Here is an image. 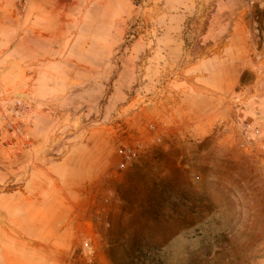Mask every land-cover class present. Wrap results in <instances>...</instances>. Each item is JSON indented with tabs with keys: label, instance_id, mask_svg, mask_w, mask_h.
I'll return each instance as SVG.
<instances>
[{
	"label": "rangeland",
	"instance_id": "1",
	"mask_svg": "<svg viewBox=\"0 0 264 264\" xmlns=\"http://www.w3.org/2000/svg\"><path fill=\"white\" fill-rule=\"evenodd\" d=\"M48 3L36 12L31 0L25 8L20 0H0V60L16 69L28 57L95 59L107 51L115 71L108 80L39 81L38 92L23 90L14 74L5 81L6 94L30 100L40 121L35 130L34 117L29 146L6 140L11 176L1 180L0 195L41 204L28 208L26 223L19 208L12 209L10 236L0 232V264L6 258L8 264H88L85 238L95 248L94 264H156L143 253L161 264H252L264 251L258 122L244 119L241 124L247 121L260 133L246 135L240 124L247 137L240 139L224 119L204 138L164 119L131 126L132 113L149 101L136 99L141 86L149 96L150 89L176 78L167 89L183 91V48L176 44L183 40V15L175 9L155 14L145 9L146 0ZM254 7L251 15L236 18L250 28L237 38L239 90L264 87L255 82L263 68L264 0ZM51 16L59 19V54L36 48L35 33L25 31V25ZM169 41L170 47H158ZM165 53L178 57L173 76H159L156 68L150 77H128L133 67L149 64L148 56ZM116 68L124 70L123 79ZM236 98L245 103L242 94ZM136 144V156L120 169V149Z\"/></svg>",
	"mask_w": 264,
	"mask_h": 264
},
{
	"label": "crops",
	"instance_id": "2",
	"mask_svg": "<svg viewBox=\"0 0 264 264\" xmlns=\"http://www.w3.org/2000/svg\"><path fill=\"white\" fill-rule=\"evenodd\" d=\"M49 1L57 0H31V3L35 7L34 10L40 12L45 6L51 5ZM255 1L257 0H146L145 9L160 10L165 14H168V10L172 13L175 9L183 15V40L176 42L180 48H183V91L167 89L168 84L176 78H169L171 80L168 83L165 82L160 87L150 89L149 96H146L148 93L142 90L143 86H141L136 99L140 103L148 97L149 101L132 113L131 126L140 129L151 125L157 119H164L180 124L185 129H192L193 134L196 133L204 138L213 132V126L219 119L226 120L231 130H239L241 122L246 119L256 124L258 122L261 135L257 140L261 150L264 151V83H262L264 48L260 51L263 68L258 69L260 75L258 72L255 79V82L260 80L258 86L263 87L259 91H250L248 87L237 89L241 84V70L236 67L235 60L237 38H241L244 32L250 31V28L245 29L243 25L237 24L236 18L251 15L255 8ZM156 11L155 14L158 13ZM58 20L56 16H51V19L40 18L36 24L25 25V31L35 33L36 48H50L53 54H59L60 41L57 37L61 29L57 23ZM244 37L247 38V35ZM240 41L242 44L245 43ZM160 44L164 45L158 47H170L172 42H160ZM104 48H107L106 43ZM103 53V56L95 59L61 57L53 54V56L28 57L18 62L16 69L12 62L5 58L1 59L0 100L8 95L6 92L9 86L5 81L10 80L13 74L23 82L22 89L26 91L33 89L37 91L39 81L108 80L112 78L115 68L109 65L107 51ZM148 58V65L133 67L128 77L132 79L150 77L152 73L155 74L156 68L160 73L159 76L174 75L172 63L178 62V57L171 59V56L165 53L159 57L148 56ZM156 64H160L161 67H156ZM116 73L117 79L125 77L122 69L119 71V68H116ZM239 94L245 97V103L237 101L236 97ZM34 117L36 130L40 121L37 111L34 112ZM242 135L239 130L238 139L246 137ZM251 137L254 136L251 134ZM221 138L223 137L218 139ZM24 171H27V163L24 165ZM10 174L11 150L6 144V135L0 134V182L1 180L6 181V175L10 177ZM20 192L22 196H26L24 191ZM38 204L41 202L27 200L26 197L15 201L0 195V232L10 236L13 208H19L20 214L25 218L24 223H26L28 208L34 205L36 207ZM4 255L6 256L5 252ZM4 261H7V264L10 262L8 258ZM252 264H264V251Z\"/></svg>",
	"mask_w": 264,
	"mask_h": 264
},
{
	"label": "built area",
	"instance_id": "3",
	"mask_svg": "<svg viewBox=\"0 0 264 264\" xmlns=\"http://www.w3.org/2000/svg\"><path fill=\"white\" fill-rule=\"evenodd\" d=\"M135 4H142L144 0H132ZM29 0H20V5L25 8ZM258 33L259 29L256 30ZM34 104L21 96H4L0 100V134L6 135V140L9 143L22 142L23 145H30V129L34 123ZM243 132L246 135L250 133L258 134L260 129L251 131L250 124L244 121L242 124ZM140 144L132 145L131 147L124 146L120 149L122 160L118 163V167L123 169L127 163L136 156L137 147ZM82 253L88 264H94L96 261L95 248L92 242L85 238L82 242ZM76 264V263H71Z\"/></svg>",
	"mask_w": 264,
	"mask_h": 264
},
{
	"label": "trees",
	"instance_id": "4",
	"mask_svg": "<svg viewBox=\"0 0 264 264\" xmlns=\"http://www.w3.org/2000/svg\"><path fill=\"white\" fill-rule=\"evenodd\" d=\"M146 259H150L151 260V262H155L156 264L158 263V264H161L162 263V261L160 260V259H154V257H151V253L148 255V254H142Z\"/></svg>",
	"mask_w": 264,
	"mask_h": 264
}]
</instances>
